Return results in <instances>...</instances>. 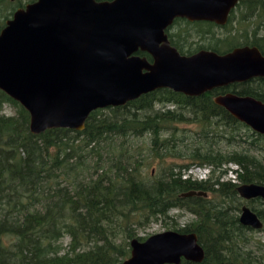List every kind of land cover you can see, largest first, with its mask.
Instances as JSON below:
<instances>
[{
	"label": "rangeland",
	"instance_id": "1",
	"mask_svg": "<svg viewBox=\"0 0 264 264\" xmlns=\"http://www.w3.org/2000/svg\"><path fill=\"white\" fill-rule=\"evenodd\" d=\"M9 1L0 8V24L5 20L4 15H10L18 8L19 0ZM229 21L225 29H212L217 43L213 46L204 44L206 48L230 51L250 46L258 47L264 54V0H240ZM192 33V29H188L184 35L185 46H192ZM166 90L154 92L157 94L153 98V110L174 112L176 121L159 136L155 131L136 133L119 125L112 133L92 141L85 129L67 130L61 135L52 134V129L32 137L23 149L10 150V155L5 154L8 159L0 157V226H3V219L14 220L22 211H39L50 205L58 214L53 224V231L58 233L51 230L50 234L40 235L34 251L35 256L48 260L70 255L73 248L69 227L77 214L104 212L111 215V210L115 214H130L133 217L130 227L119 217L107 224L110 238L117 246L128 245V252L133 239L144 241L166 231L178 232L199 222L208 210L214 224L212 235L217 237L218 233L219 237L214 241L218 264H264V201L245 199L238 193V187L247 184L241 181L242 175L255 180L248 184L264 186V135L237 120L214 101L217 96L226 94L244 97L245 93L251 92L255 96L264 95V78L232 84L196 97ZM141 98L130 102L135 104L130 108L133 112H137L135 109ZM106 113L112 115L109 111ZM151 114L153 111L146 113ZM1 121L4 125L3 133L0 132V148L6 145L9 136L15 138L16 124L23 121L20 107L2 101ZM157 139L163 142L164 148L156 146ZM25 158L31 163L24 162ZM237 159L242 160L243 166L234 161ZM172 170L182 180L201 188L182 193L193 195L182 197L181 208L170 210L166 216H152L145 208L147 197L157 182L167 180ZM201 170L208 172L204 180L200 178L205 176L200 174ZM38 171L40 176L21 180L28 173ZM232 175L234 179L230 178ZM232 183L237 186V193H225ZM131 190L135 192L134 211L130 207L124 208L120 202L125 194H132ZM199 193L204 195L199 196ZM244 207L257 215L261 228L241 223ZM229 217L235 224L228 223ZM226 230H231L228 241L224 240L228 238ZM129 233L133 237L127 239ZM20 239L13 233L3 232L0 227V247L18 256L19 253L26 255L29 247L25 252L19 251L27 246ZM99 245L92 241L79 246L77 251L86 252ZM123 261L113 258L111 264Z\"/></svg>",
	"mask_w": 264,
	"mask_h": 264
},
{
	"label": "water",
	"instance_id": "2",
	"mask_svg": "<svg viewBox=\"0 0 264 264\" xmlns=\"http://www.w3.org/2000/svg\"><path fill=\"white\" fill-rule=\"evenodd\" d=\"M237 2L36 0L17 10L0 32V90L29 113L30 132L39 135L52 129L82 131L93 112L123 107L157 90L196 97L264 78V54L258 47L193 56L157 49L155 41L165 40L163 30L176 17L224 23L220 9ZM140 49L151 52L153 64L136 55ZM214 101L264 135V102L233 94ZM238 193L264 201L262 185L244 184ZM240 221L262 227L246 207ZM205 258L196 233L166 231L144 241L133 239L123 264L202 263Z\"/></svg>",
	"mask_w": 264,
	"mask_h": 264
},
{
	"label": "trees",
	"instance_id": "3",
	"mask_svg": "<svg viewBox=\"0 0 264 264\" xmlns=\"http://www.w3.org/2000/svg\"><path fill=\"white\" fill-rule=\"evenodd\" d=\"M6 1H8L9 3L11 2L9 0H0V8L4 7ZM35 1L36 0H27V2L24 3L23 0H19V2L17 3V7L22 8L27 4L33 3ZM16 10L13 11L10 15H4L5 20L2 24H0V32L6 26V22L10 18H12ZM156 94L157 93L153 92L143 96L141 100L138 101L139 106L135 109L137 110V112H133L130 109L131 107L135 106V104L133 105L132 103H128L123 107L107 108L93 112L87 120L85 132L92 141H95L104 134L112 133L116 128H118L119 125H122L124 128L135 131L136 133L155 131L156 135L159 136L162 131L167 129V126L173 124L176 121V117L174 115V112L168 110L166 112H156L153 110L155 99L154 97L156 96ZM174 94L177 95V93ZM245 95L255 97L264 102V95L255 96L251 92H248L247 94L245 93ZM2 101L10 102L19 106L21 109V116L23 120L22 122L18 121L16 124L17 131H15V138L9 136L6 145H4V147L3 145H1L0 157L8 159L5 154L10 155V150H13L14 148H18L19 150H21L26 145L28 146V141L31 140L32 137L34 138L35 135L30 132L28 127L30 122L29 113L19 103L15 102L0 90V103ZM108 111L112 115L106 113ZM148 111H153V114L146 115ZM141 115H143V117H140ZM3 125L4 122L1 121V133H3ZM67 130L72 131L69 129H54L50 132L55 135H61L62 132H65ZM155 144L158 148H164L163 142L160 143L158 139L156 140ZM33 157H35V155H33L31 158L32 162ZM31 160L29 158H25L24 162L26 161L31 163ZM234 161L240 163L243 166V162L241 159H237ZM35 176H40V171L30 172L21 180ZM241 178V181L247 184L253 183V181H255L250 176L246 177L242 175ZM108 183H112L110 177H108ZM116 186L119 188L118 185ZM113 187L115 186L113 185ZM236 187L237 186L233 185L232 183L231 186L226 187L225 193H227L228 191L237 193ZM200 188L201 187H198L197 184H193L187 180H182L179 174L172 170L166 181L164 180L157 182L155 187L152 189L151 195L147 197L145 208L152 216H166L170 210L174 208H181L183 204V198L181 197L182 193L190 190H197ZM97 191L98 190H96L94 194H96ZM131 193L132 194L128 192V194H125V196L123 197L125 199L122 200L123 198H121L120 202L122 203V206L124 208L130 207V209L133 210V193L135 194V192L131 190ZM107 202L109 203V200H107ZM111 212V215H108L104 212H99V214L97 215L95 213H89L87 215H74V220L73 222H71V225L69 227V235L72 240L71 245L73 248L70 251V255L62 258H48V260L46 258L40 259V255L35 256L34 251L37 247L40 235H43L45 233L50 234L51 230L53 231V224L56 223L54 222V220L56 219V215H58L56 213V210H54L50 205H46L42 210L39 211H22L18 216H16L14 220L8 218L3 219L1 221L3 226H0L2 231L9 232L11 234L13 233L15 236H19L21 238L20 240H22L24 244L27 245L24 246V248L20 246L22 249H20L19 251L22 250L23 252H25L27 247L29 248L27 249L28 254L25 255L24 253H19L20 256H18L14 252L12 253L10 251H7L3 246L0 247V264H111L113 258H119L122 261L124 259L126 260L130 257L131 250L127 252L128 245L124 247V245L120 244L117 246V244H115V242L109 236L107 224L108 222H110L109 220H113L119 217L127 227H130L129 222L133 217L130 214H126L124 212L120 214H115L113 210H111ZM209 212L210 211L207 210V212L199 220V222H197L193 226H185L178 231L183 234L196 233L198 235L199 243L204 247L206 252L205 260L202 263H192L183 260L181 264H218V251L214 241H217L219 237L218 233L216 234L217 237L212 235L214 224L212 223ZM228 223L235 224L234 220H231V217H229ZM229 231L231 230H226L228 238H224V240H229ZM54 232L56 234L58 233L56 231H53V233ZM132 237L133 234L129 233L127 239H130ZM92 241L99 242L100 245L95 246V248L89 249L86 252L79 253L77 251L79 246L88 245ZM123 263L124 261L120 264ZM233 263L235 264V262Z\"/></svg>",
	"mask_w": 264,
	"mask_h": 264
},
{
	"label": "flooded vegetation",
	"instance_id": "4",
	"mask_svg": "<svg viewBox=\"0 0 264 264\" xmlns=\"http://www.w3.org/2000/svg\"><path fill=\"white\" fill-rule=\"evenodd\" d=\"M100 1H112V0H100ZM239 2L240 0H238L237 4ZM236 5L230 9L225 6L220 9L221 15L224 14L226 18V21L224 23H219L217 21H211V20L192 21L187 18L176 17L163 30V36L165 40L161 41L158 39L157 41H155V43H157V49L162 52L164 51V49L168 51L167 47H169L174 49L179 55L182 56H193L200 53H215L218 55H226L230 53L233 49L230 51L229 50L221 51L214 49V47H210L212 49H208V47L206 48L204 44H209L213 46L215 43H217L216 38H214L212 34V29L214 30L216 28L217 29L227 28L228 25L230 24L229 20L232 17ZM19 9L21 8H18L17 10ZM188 29H192L193 31V33L190 36L191 39L190 44L192 45L191 47L185 46L183 40L184 35L187 33ZM192 36H194V38H192ZM136 55L140 56L141 58H146L150 64H153L155 61L150 51H143L140 49L136 52Z\"/></svg>",
	"mask_w": 264,
	"mask_h": 264
},
{
	"label": "bare ground",
	"instance_id": "5",
	"mask_svg": "<svg viewBox=\"0 0 264 264\" xmlns=\"http://www.w3.org/2000/svg\"><path fill=\"white\" fill-rule=\"evenodd\" d=\"M195 172H196V170H195ZM199 172H200V174H203V173L205 174V176H201L200 178H201L202 180L206 179V176H207L208 172H206V171L202 172V170L199 171ZM198 177H199V176H198ZM230 178H231V179H232V178L234 179L235 176L232 175Z\"/></svg>",
	"mask_w": 264,
	"mask_h": 264
},
{
	"label": "built area",
	"instance_id": "6",
	"mask_svg": "<svg viewBox=\"0 0 264 264\" xmlns=\"http://www.w3.org/2000/svg\"><path fill=\"white\" fill-rule=\"evenodd\" d=\"M191 174H193V172Z\"/></svg>",
	"mask_w": 264,
	"mask_h": 264
}]
</instances>
